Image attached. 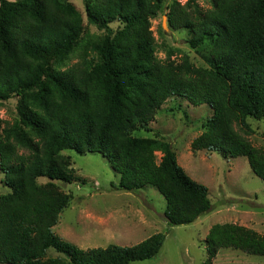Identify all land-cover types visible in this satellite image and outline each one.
Returning <instances> with one entry per match:
<instances>
[{
	"label": "trees",
	"instance_id": "obj_1",
	"mask_svg": "<svg viewBox=\"0 0 264 264\" xmlns=\"http://www.w3.org/2000/svg\"><path fill=\"white\" fill-rule=\"evenodd\" d=\"M205 1L210 7L200 0H83L98 34L71 0H0V101L17 97L19 116L0 118V171L11 188L0 195V263L130 264L160 252L163 232L130 246L83 249L54 231L73 199L57 181L86 183L63 153L68 149L102 153L120 174V189L156 187L170 225L210 211L209 188L187 173L171 142L136 134L153 131L172 97L212 111L193 151L245 156L264 181V146L247 137L254 133L249 119L264 121V0ZM160 14L170 28L188 32L205 64L186 54L157 56L152 20ZM206 246L202 264L223 248L264 256V234L216 223ZM50 248L60 254L49 256Z\"/></svg>",
	"mask_w": 264,
	"mask_h": 264
},
{
	"label": "rangeland",
	"instance_id": "obj_2",
	"mask_svg": "<svg viewBox=\"0 0 264 264\" xmlns=\"http://www.w3.org/2000/svg\"><path fill=\"white\" fill-rule=\"evenodd\" d=\"M71 1L83 13L87 30L101 34V30L88 22L83 0ZM180 1L185 3L187 0ZM200 3L204 8L210 7L205 0ZM164 16L160 14L152 20L157 56L164 59L172 53L173 59L180 60L186 54L194 64H205L204 51L193 49L187 42L188 32L170 28ZM112 26L117 28L119 24L115 22ZM77 60L74 56L70 63ZM17 103V97L0 101L3 121L12 123L19 117ZM211 114L207 104L193 105L186 99L172 97L151 123L153 131L136 132L147 137L159 134L171 142L187 173L209 188L210 211L191 224L170 225L164 215L166 199L156 187L147 185L138 191L120 189V174L102 153L68 149L63 153L71 156L72 168L86 183L57 181L73 199L62 211L54 231L83 249L106 247L112 243L130 246L155 232L166 234L157 256L130 264H202L208 257L207 234L216 223H238L264 234V181L252 171L248 159L245 156L225 157L216 150L191 149V141L203 132V122ZM249 122L254 133L247 137L253 144L264 146V121L249 119ZM160 156L158 153V159ZM2 178L0 171V195L11 191ZM47 181L46 177L39 178L41 183ZM58 254L54 248L48 250L49 256ZM212 264H264V256L223 248Z\"/></svg>",
	"mask_w": 264,
	"mask_h": 264
},
{
	"label": "water",
	"instance_id": "obj_3",
	"mask_svg": "<svg viewBox=\"0 0 264 264\" xmlns=\"http://www.w3.org/2000/svg\"><path fill=\"white\" fill-rule=\"evenodd\" d=\"M165 17V19L167 18V16H164ZM165 24H166V21H165Z\"/></svg>",
	"mask_w": 264,
	"mask_h": 264
}]
</instances>
